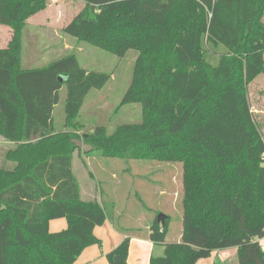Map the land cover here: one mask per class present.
<instances>
[{
    "label": "trees",
    "instance_id": "16d2710c",
    "mask_svg": "<svg viewBox=\"0 0 264 264\" xmlns=\"http://www.w3.org/2000/svg\"><path fill=\"white\" fill-rule=\"evenodd\" d=\"M50 1L0 0V24L13 30L0 48V136L15 144L7 153L15 167L0 166V264H75L102 246L95 228L108 220L99 200L82 197L78 145L56 131L54 109L66 86L72 123L109 75L85 70L74 53L22 66L24 28ZM84 1L65 32L118 56L137 50L122 103L143 107L141 122L112 133L97 126L86 141L108 155L184 167L181 240L165 243L169 215L153 219L149 238L165 254L150 264H200L231 247L238 264H264V138L248 94L264 74V0ZM207 45L227 48L217 66L205 59ZM60 217L68 228L50 232ZM130 242L107 254L110 264H129Z\"/></svg>",
    "mask_w": 264,
    "mask_h": 264
},
{
    "label": "rangeland",
    "instance_id": "374dc122",
    "mask_svg": "<svg viewBox=\"0 0 264 264\" xmlns=\"http://www.w3.org/2000/svg\"><path fill=\"white\" fill-rule=\"evenodd\" d=\"M84 6V0H52L46 10L32 16L23 32L22 66L39 67L74 53L85 70L109 75L102 88L89 91L72 123L68 122L64 108L66 86L60 90L61 101L54 109L56 131L71 133L72 141L78 145L74 152V171L80 182L82 197L85 200H99L107 209L108 223L116 230L125 232L148 231L149 224L159 213L169 215L166 240L169 243L178 242L181 240L187 195L183 164L108 155L85 139L100 125L112 133L121 124L141 122L143 107L140 103H122L132 80L137 50L130 49L124 56H118L65 32V26ZM12 34V28L0 24V48L8 46ZM206 48L205 59L213 66H217L220 57L227 52L224 45H207ZM248 94L251 111L264 138V74L250 84ZM14 147L13 142L0 136L1 167H15V162L7 156ZM50 222V232H61L68 228V221L64 217L54 218ZM108 223L96 227L98 237H103L108 231ZM157 247L164 248L160 255L163 256L165 247ZM214 252L205 264L220 262L222 258L225 264H238L236 247Z\"/></svg>",
    "mask_w": 264,
    "mask_h": 264
},
{
    "label": "crops",
    "instance_id": "0c3cea01",
    "mask_svg": "<svg viewBox=\"0 0 264 264\" xmlns=\"http://www.w3.org/2000/svg\"><path fill=\"white\" fill-rule=\"evenodd\" d=\"M106 222L108 223L109 219ZM108 224L110 226L108 231L103 235V237L99 236V238L103 242L102 247L98 245H93V246L86 248L83 251V253L80 255V257L78 258L75 264H110L107 257L105 256H107L109 252L117 248L118 245L126 237H129L131 239L129 254H128V263L129 264H150L151 258L157 257L155 256V254L160 256L164 252L163 247H157V246L165 247V243H169L167 242V240L165 243H154L149 238V231H133L130 233V232H125L124 230L123 231L116 230L111 225V223H108ZM50 227H51V222L49 224V228ZM96 230L97 228H95V234H96ZM213 253L215 252L213 251L211 256L213 255ZM235 256H236V253H235ZM210 257L206 259H201L199 263L205 264L206 260H209ZM99 259H103V261L99 262L98 261ZM224 260L225 259L222 258L220 259V262L224 263ZM220 262L214 261L209 264H220Z\"/></svg>",
    "mask_w": 264,
    "mask_h": 264
},
{
    "label": "water",
    "instance_id": "95a60500",
    "mask_svg": "<svg viewBox=\"0 0 264 264\" xmlns=\"http://www.w3.org/2000/svg\"><path fill=\"white\" fill-rule=\"evenodd\" d=\"M62 79H63V78L61 77V80H62ZM166 217H167L166 214L159 213V215H158V220L161 221L162 223H164ZM114 261H115V262H121V261H122V256H121V255H117V256H115V257H114Z\"/></svg>",
    "mask_w": 264,
    "mask_h": 264
}]
</instances>
